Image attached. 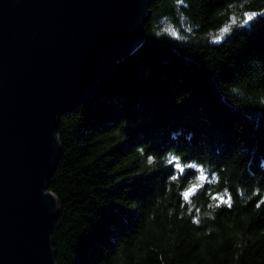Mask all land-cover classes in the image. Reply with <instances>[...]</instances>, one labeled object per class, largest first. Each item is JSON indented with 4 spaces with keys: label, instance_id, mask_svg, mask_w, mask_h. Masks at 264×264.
<instances>
[{
    "label": "trees",
    "instance_id": "16d2710c",
    "mask_svg": "<svg viewBox=\"0 0 264 264\" xmlns=\"http://www.w3.org/2000/svg\"><path fill=\"white\" fill-rule=\"evenodd\" d=\"M186 2L190 8L175 11L173 0L154 1L148 23L168 15L179 27L183 13L204 33L218 22L224 0ZM201 33L188 43L144 34L142 46L103 76L82 106L61 116V155L49 182L59 202L52 232L57 264H161V255L163 264H264V206L242 207L237 198L232 210H219L201 228L169 218V208L180 211L175 190L165 191L170 169L145 173L151 169L135 150L145 144L158 152L175 146L185 159L207 154L233 184L247 164L242 179L264 185V19L217 48L196 43L205 39ZM233 85L239 93L228 91ZM178 129L184 135L172 140ZM195 199L207 203L203 193ZM208 226L216 230L204 235ZM239 234L244 247L235 248Z\"/></svg>",
    "mask_w": 264,
    "mask_h": 264
},
{
    "label": "water",
    "instance_id": "95a60500",
    "mask_svg": "<svg viewBox=\"0 0 264 264\" xmlns=\"http://www.w3.org/2000/svg\"><path fill=\"white\" fill-rule=\"evenodd\" d=\"M154 1L0 0V264H56L60 118L137 49Z\"/></svg>",
    "mask_w": 264,
    "mask_h": 264
},
{
    "label": "clouds",
    "instance_id": "9594fccd",
    "mask_svg": "<svg viewBox=\"0 0 264 264\" xmlns=\"http://www.w3.org/2000/svg\"><path fill=\"white\" fill-rule=\"evenodd\" d=\"M190 6V2H186V0H173L175 11H179L181 8L188 9ZM150 9L149 5L146 11L150 12ZM215 14L218 17V22L214 26L208 27L204 33H201V23L196 22L195 26H193L192 17L183 13L178 17L179 27L168 15H162L158 20L148 23L147 31H145V24L143 28L146 35L156 40H160L161 37H167L170 41L180 43H188L190 39H195L197 33H201L205 39L196 41V43L200 44L201 47L206 43L211 48H217L231 44L232 37L236 33L251 31L253 25L264 19V0H224V3L218 7ZM181 29L187 35H184ZM142 44L143 42L137 46L136 50ZM228 91L230 93H239L240 88L237 85H233ZM229 98L232 99L231 96ZM182 99L183 97H179L177 102H180ZM239 103L238 99L235 100L234 106H238ZM259 106L264 108V96L259 98ZM56 133L55 139L58 144H61L60 138ZM181 135H184L183 129L170 132L172 140H178ZM193 135L189 131L185 139L191 142ZM135 150L138 153L140 164L147 169H151V171L145 173L170 169V174L164 182L165 191L173 192L175 190L180 200V211L177 214L174 208H169V218L176 214L178 219L184 220L188 218L192 225L196 228H201L208 222H214L216 220V213L219 210L225 208L232 210L237 198H239L242 207H247L252 203L254 208L260 211L262 206H264V185L260 184L257 179L250 185L242 179L247 164L244 167V171L240 173L238 180L233 184L231 173L225 168L218 169L214 160L210 159L207 154L203 158L193 156L185 159L184 152L178 151L175 146H170L163 152H158L150 148L146 150L145 144L136 145ZM246 151L243 147L241 148V154ZM216 152L219 155L220 149H217ZM250 163L251 161L248 162V164ZM259 167L264 170V158L259 160ZM188 170H191L193 174L188 176L186 182H184L182 178L187 175ZM221 173H225V175L222 176ZM248 175L255 176L256 173L248 168ZM173 185H175V189H173ZM233 187L235 188V194L231 190ZM46 189H43V194L50 195L55 201V208L59 209L58 199L48 193ZM201 193L205 196L206 204L198 202L195 199ZM215 230L212 226L205 227L204 235H211ZM243 239V234H239V239L234 244V247H244L243 243H241ZM53 248L55 249L54 246ZM58 257H55L56 264ZM239 258L240 256L237 254L235 259L239 260ZM160 260L161 264H163L162 255L160 256Z\"/></svg>",
    "mask_w": 264,
    "mask_h": 264
}]
</instances>
